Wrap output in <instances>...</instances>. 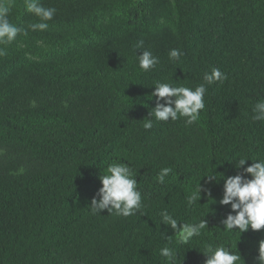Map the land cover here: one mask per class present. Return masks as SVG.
Wrapping results in <instances>:
<instances>
[{
	"label": "trees",
	"instance_id": "1",
	"mask_svg": "<svg viewBox=\"0 0 264 264\" xmlns=\"http://www.w3.org/2000/svg\"><path fill=\"white\" fill-rule=\"evenodd\" d=\"M2 2L27 35L0 45V264H205L208 246L257 264L264 229L225 230L231 208L219 200L240 158L264 159V121L253 120L264 99V0H41L56 9L44 31L29 28L38 18L23 0ZM143 50L159 58L147 72ZM213 67L227 79L206 85L194 123L153 117L143 127L156 81L194 89ZM111 163L137 179L134 215L89 208ZM199 182L211 195L189 204ZM164 211L208 227L181 243Z\"/></svg>",
	"mask_w": 264,
	"mask_h": 264
},
{
	"label": "clouds",
	"instance_id": "2",
	"mask_svg": "<svg viewBox=\"0 0 264 264\" xmlns=\"http://www.w3.org/2000/svg\"><path fill=\"white\" fill-rule=\"evenodd\" d=\"M25 10L38 18V22L29 25L33 31H44L48 29V21L52 20L56 9L45 7L41 0H23ZM19 34L27 35V30L17 27L8 19V8L0 0V45L12 43ZM136 47H143L140 41ZM7 54L5 47H0V57ZM171 60H179L182 52L179 49L169 51ZM139 67L147 72L159 63V58L154 56L150 50H143L138 55ZM227 79L226 74L219 68L213 67L203 75L204 83L197 85L194 89L187 86H176L174 83L155 82L151 97L155 98V106L148 112V119L143 127H153V117L156 121H176L181 117L186 118L185 123H194L201 110L205 108L204 97L207 91L206 85L215 82H223ZM151 98V99H152ZM253 120L264 121V99L259 100L253 107ZM250 159L240 158L237 169L243 168V172L236 175L223 176V195L219 200L220 205H230L231 211L221 220L225 230L238 229L241 233L251 228L259 231L264 229V159L251 160V165L244 167ZM171 172L170 168H162L157 174V181L165 182V177ZM207 183L217 181L216 176L206 175ZM203 177V178H204ZM101 187L91 199L89 208L93 214L115 213L117 216L128 217L134 215L142 207V194L137 187V179L131 168L124 163H111L106 172L99 175ZM201 181V180H200ZM202 191L210 196V190L202 189L201 183L196 191L189 197V204L201 199ZM164 226L171 228L181 243L187 244L193 237L199 236L201 230L207 226L205 219L198 223H179L176 218L167 211L161 213ZM162 235L165 236L164 233ZM166 239L168 237H165ZM206 256L205 264H238L241 260L240 254L227 250L224 246H208L202 252ZM160 255L169 260L173 258L172 249L163 247ZM257 264H264V239L259 241V255Z\"/></svg>",
	"mask_w": 264,
	"mask_h": 264
}]
</instances>
